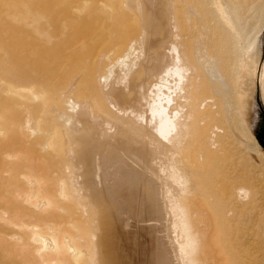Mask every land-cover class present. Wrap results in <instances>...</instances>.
I'll return each instance as SVG.
<instances>
[{"label":"bare ground","instance_id":"obj_1","mask_svg":"<svg viewBox=\"0 0 264 264\" xmlns=\"http://www.w3.org/2000/svg\"><path fill=\"white\" fill-rule=\"evenodd\" d=\"M231 3L0 7V264L31 221L50 264L264 262V178L227 125L250 132L264 56L238 53Z\"/></svg>","mask_w":264,"mask_h":264},{"label":"rangeland","instance_id":"obj_2","mask_svg":"<svg viewBox=\"0 0 264 264\" xmlns=\"http://www.w3.org/2000/svg\"><path fill=\"white\" fill-rule=\"evenodd\" d=\"M13 1H18L23 7L30 5L32 6L33 3L35 2V0H0V7H2L3 4L5 6L9 5ZM39 1H41V3H44L47 7H51V0H39ZM231 2H232L231 4L236 5V12L234 14H231L232 18L230 22L227 24L228 29L230 30L231 35L234 37L236 41V46L239 48L238 53H240L241 51V56H242V52L247 51L246 55L248 56V54H250L251 55L250 60L252 59V62L249 61V64L251 62L250 66L253 65L255 66L262 59L260 44L264 32V0H231ZM251 51H253L254 56L252 55V53H250ZM248 70H249L248 78H247L248 88H247L246 96L248 100L250 99L251 102H253L252 105L253 107L251 108L254 112V115L252 114L251 117L249 116L250 132L246 130L245 123L243 119H241V117L238 118V121L237 119L232 121L230 118H228L227 125H228L229 133L231 135V140L233 141V144L231 145L232 148H235L239 152V154L243 155V158H248V159H244V161L247 163V168L259 169V170L261 169L260 171L262 173L261 176L264 178V158H262L260 154V152L264 153V150L260 146V144L258 143L255 137V131L257 130V126L260 119L258 103L260 102L264 111V92L263 93L260 92L259 85L255 84V87H253L254 85L252 84V79L250 77L252 69L251 70L248 69ZM249 79L251 81H248ZM257 96L260 100L258 102L256 98ZM251 135L255 142L251 139L250 137ZM251 164L254 166L250 167L249 165ZM263 180H262V188L264 190ZM25 205L28 208L35 209L31 205L30 206L27 204ZM2 224L3 223L0 222V225ZM9 227H11V225H9ZM33 229H36L38 232H41L43 234L46 233L39 225L31 221V222L22 223L19 225V227L16 228V231H18L16 234L23 239L22 243L17 245L14 244V241L10 238H7L6 240L10 244H8L5 248L8 251L13 252V255L15 254L14 256L19 257L18 264H45L42 263L43 258L45 262L49 263L48 259L51 256V253L50 251H46V249H40V251H38L40 244L36 241L33 242L31 235ZM20 258L23 259L26 263L25 262L21 263L22 261L20 262ZM262 260H264V252H263ZM261 264H264V262H262Z\"/></svg>","mask_w":264,"mask_h":264},{"label":"water","instance_id":"obj_3","mask_svg":"<svg viewBox=\"0 0 264 264\" xmlns=\"http://www.w3.org/2000/svg\"><path fill=\"white\" fill-rule=\"evenodd\" d=\"M262 55L264 56V32H263V45H262ZM260 119L257 126V130L255 131V137L260 144V146L264 150V111L260 103H258Z\"/></svg>","mask_w":264,"mask_h":264}]
</instances>
